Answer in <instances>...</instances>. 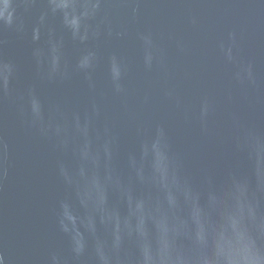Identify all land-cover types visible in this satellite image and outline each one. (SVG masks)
I'll use <instances>...</instances> for the list:
<instances>
[{"label": "water", "instance_id": "1", "mask_svg": "<svg viewBox=\"0 0 264 264\" xmlns=\"http://www.w3.org/2000/svg\"><path fill=\"white\" fill-rule=\"evenodd\" d=\"M0 264H264V0H0Z\"/></svg>", "mask_w": 264, "mask_h": 264}]
</instances>
